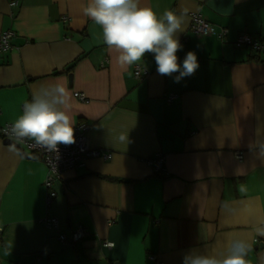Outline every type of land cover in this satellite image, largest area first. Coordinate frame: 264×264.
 <instances>
[{
  "label": "crops",
  "instance_id": "crops-1",
  "mask_svg": "<svg viewBox=\"0 0 264 264\" xmlns=\"http://www.w3.org/2000/svg\"><path fill=\"white\" fill-rule=\"evenodd\" d=\"M87 3L0 0V33L14 31L0 51V125L58 83L90 146L111 152L65 170L47 206L44 162L0 137V264H182L190 250L219 255L236 238L251 245L249 264H264V48L234 45L243 32L264 40V0H140L183 16L178 62L192 51L199 67L178 83V73L158 74L153 53L137 63L148 72L140 80L136 64L122 67ZM194 12L227 34L191 32ZM47 214L56 227L45 228ZM79 224L86 237L58 238Z\"/></svg>",
  "mask_w": 264,
  "mask_h": 264
},
{
  "label": "clouds",
  "instance_id": "clouds-1",
  "mask_svg": "<svg viewBox=\"0 0 264 264\" xmlns=\"http://www.w3.org/2000/svg\"><path fill=\"white\" fill-rule=\"evenodd\" d=\"M84 16L101 29L103 43L119 53L122 67L142 61L153 53L160 75L178 73L174 82L193 75L199 67L194 52H187L182 64L177 52L183 46L177 33L183 31V16L173 11L158 15L151 7L141 6L140 0H88ZM71 93L61 84L42 86L23 106L22 114L11 125L10 133L18 142L31 139L49 152L58 146L75 142L74 122L69 114ZM125 141L127 136H121ZM264 236V227L258 228ZM251 245L245 239H232L224 253L215 255L190 250L182 264H249L246 259ZM7 254V253H6Z\"/></svg>",
  "mask_w": 264,
  "mask_h": 264
},
{
  "label": "built area",
  "instance_id": "built-area-1",
  "mask_svg": "<svg viewBox=\"0 0 264 264\" xmlns=\"http://www.w3.org/2000/svg\"><path fill=\"white\" fill-rule=\"evenodd\" d=\"M10 4H16V1H11ZM189 28L191 32L196 34L203 35L214 33L220 38H223L228 32L226 28H220L217 30L216 27L208 22L199 12L190 14ZM13 35L14 31L12 30H6L0 33V51L7 50L10 47V40ZM234 45L237 48H250L257 52L264 48V40L243 32L237 36ZM147 73V70L139 64H136L133 68V74L138 80L144 78ZM73 95L79 100L86 99L85 95L81 92H74ZM13 123L14 122H10L0 125V137L19 144L25 151L37 156L44 162L47 167V174L43 182L44 187L46 188L45 202L47 206L50 205L55 195L52 190V185L55 180L61 177L65 170L74 167H82L89 158L108 160L111 157V152L90 146L87 135L88 124L85 122H78L73 125L75 142L71 145H59L57 153L49 152L47 149L37 146L31 139H25L22 142H18L10 133V128ZM236 155L238 158L241 157L240 152H237ZM148 163L152 167L154 174L159 175L164 172L162 155H153L148 159ZM42 221L46 229L56 227L58 224L57 218L49 214H47ZM87 234V229L79 224L71 231L69 236L66 234H59L58 238L62 242L74 243L86 237ZM101 244L104 247H111L113 242L104 240ZM150 258L154 259V256H150ZM156 263L159 264L157 261Z\"/></svg>",
  "mask_w": 264,
  "mask_h": 264
},
{
  "label": "water",
  "instance_id": "water-1",
  "mask_svg": "<svg viewBox=\"0 0 264 264\" xmlns=\"http://www.w3.org/2000/svg\"><path fill=\"white\" fill-rule=\"evenodd\" d=\"M9 144H12L14 145L20 152L22 155L24 156H28V154L26 153V151L17 143L13 142V141H10V140H6Z\"/></svg>",
  "mask_w": 264,
  "mask_h": 264
}]
</instances>
